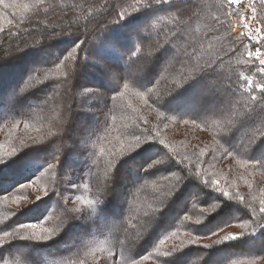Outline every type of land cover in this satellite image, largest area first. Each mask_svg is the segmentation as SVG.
I'll use <instances>...</instances> for the list:
<instances>
[{"label":"snow or ice","instance_id":"obj_1","mask_svg":"<svg viewBox=\"0 0 264 264\" xmlns=\"http://www.w3.org/2000/svg\"><path fill=\"white\" fill-rule=\"evenodd\" d=\"M45 3L46 0H34L33 7L37 13ZM205 3L206 0H136L135 11L138 16L118 11L110 20L105 17L103 20H89L88 23L81 24V17L77 15L68 22L67 28L59 32L46 30L41 33L51 39L67 41L63 47L53 51L41 41H33L27 46L32 52H38L44 62H38L26 71L28 80L17 87L13 96L26 97L30 88L49 80L54 69H68L62 81L38 90L43 95V103L49 106L55 105L60 91L63 92L59 107L62 111L66 109L64 124L71 123L86 134L79 138L78 144L87 155L82 163L81 174L65 175V164L70 160L71 153H64L59 138L75 129L57 127L53 120L52 127L45 136L29 137L27 143L21 142L26 150L18 160L14 159L9 163L0 159V176L6 168L15 166L21 170L20 178L10 187H4L0 182V202L5 205L9 202L18 203L22 198L13 196L10 201L8 193L37 184L47 173L55 172L56 179L52 182L55 184L59 181L66 190L61 191L60 187H54L53 199L45 187L43 196L37 195L35 204L26 211L9 210L10 215L17 219L11 223L0 221V264H10L6 257L16 251L36 254L55 247V242H48L54 241V237L69 221L82 219L92 221V231L84 229L74 244L65 247L64 253L55 264H88L89 258L93 264H144V261L157 256L165 259L157 260L156 264H182L184 257L189 255L185 252L187 246L208 249L212 245H197V242L219 236L226 227H233L236 222L243 229L241 233H225L213 242L214 245H225L220 251L229 253L228 259H232L241 254L230 252L237 244H252L258 235L264 236V198L258 201L257 206L250 203L249 198L239 191H230L233 182L225 180L221 183L216 178L221 174L210 170L214 164L204 159L210 155L215 160L216 151L222 150L223 158H236V163L245 169L241 176L252 175L258 170L264 171V43H261L264 41V18L258 19L256 0H247V3L245 0H218L216 8L224 19H221V15H214L203 32L199 28L193 30L191 24L194 18L200 19ZM0 4L5 8L16 6L15 0L12 4L0 0ZM260 4L264 5V0H260ZM233 6H239L241 10L236 11ZM21 7L27 10L29 6ZM90 7L87 3L73 5V9L80 12ZM108 7L117 8L118 0L108 4ZM162 8L165 9L162 13L175 14L171 19L161 21L159 9ZM101 10H105L103 6L97 9ZM109 15L112 16L111 13ZM233 15L240 27L239 33L235 37L220 35L221 31L231 33L236 29L237 24L227 20V17ZM93 16L92 11H87L85 19ZM145 16L147 19L139 25L145 31L136 35V42L131 46L119 44L117 34L127 32L131 40L138 24L130 25L129 22L136 17ZM249 17L260 26L246 22ZM94 22L98 28L103 25L107 29L109 23L112 25L102 47L90 45L88 41L87 33ZM161 22L171 24L172 28L152 37L151 30L158 28ZM8 23L11 24L12 21L9 20ZM73 26L77 29L76 35L71 31ZM32 27L39 30L40 26L37 23ZM244 29L248 31L245 32ZM0 35L8 38L18 33L9 31L5 34L0 27ZM245 38L247 43L244 42ZM137 43L139 46H136ZM256 44L260 46L257 47ZM112 45L121 48L125 53L127 67H121L119 63L113 65L108 59L104 48ZM250 45L253 47L250 48ZM20 51L23 52L24 49ZM244 51H247V60L242 58ZM138 55L146 58L151 69L149 72L145 73L142 69L133 67ZM89 56L98 58L99 62L90 61ZM238 65H247L249 74L245 75ZM113 67L120 70L113 71ZM85 68L98 71L108 81L107 87L81 83ZM253 73L258 74L256 80L252 78ZM168 76L174 77V87H169L165 95L152 97L155 86ZM130 92L143 100L149 112L155 111L159 116L172 113L187 124L189 119H184V116L188 115L191 123L196 126H199L198 122L202 118L204 124L210 128L223 126L222 134L213 136L215 146L211 154L207 146L191 153H181L174 144L161 138L162 125L152 124L146 117L137 118L136 123L121 132L114 126L115 113L126 112L129 108L135 112L137 109L131 104L122 107L115 101ZM93 104L99 106L103 113L102 120L99 116L92 115ZM177 105L182 107L178 109ZM52 110L55 111V107ZM241 110L244 118L238 120ZM4 119L0 113V124ZM19 123L16 120L13 127H18ZM28 127L25 124V128ZM241 129H244L243 135ZM114 132L117 133L115 139L119 147L113 145L108 151L104 167H101L105 150L101 147L98 153L97 146L105 141L112 143L109 137ZM141 156L146 157L144 162L138 161ZM30 159L39 160L40 164L29 169L26 162ZM126 172L133 178L131 180L134 183L123 194V205L120 204L119 209L112 210L111 205L116 200L106 202L105 194L110 190L115 192L113 181L116 176ZM83 176L88 177V182L83 183L84 188H89V183L95 181L96 194L93 199H85L79 194ZM261 184H264V178L257 182L258 187ZM248 187L251 188L252 185L249 184ZM186 194L192 198L193 207L197 209L195 212L188 210ZM162 196L171 200L169 212L156 217L158 223L153 234L134 253L126 254L134 245L130 246L128 243L129 228L123 226V221L126 220L135 227L132 221L135 219L133 204L136 199L142 197L153 202L161 201ZM177 205L181 206V212L171 216V207ZM125 212L128 216H125ZM145 215L149 213L146 212ZM21 216L25 219H19ZM193 216L197 218L193 220ZM53 217L57 223L52 227H45L46 221ZM116 221L121 223L117 224ZM178 221L181 224L190 222L184 224V234L188 239L182 240L178 245L174 244L170 250L161 251L160 245L165 244L171 236H176V232L170 230ZM121 231L123 238L117 237L115 243L107 238L96 242V236L100 234L107 233L110 237ZM169 232L170 235H167ZM89 236L92 238L89 239ZM149 249L153 251L149 252ZM256 260H264V249L257 253L252 264H256ZM29 264H32L31 260ZM235 264L240 262L236 261Z\"/></svg>","mask_w":264,"mask_h":264},{"label":"trees","instance_id":"obj_2","mask_svg":"<svg viewBox=\"0 0 264 264\" xmlns=\"http://www.w3.org/2000/svg\"><path fill=\"white\" fill-rule=\"evenodd\" d=\"M117 2V0H108V3H105V0H46V3L41 6V10L37 13V10L33 7L34 0H15V7L5 8L4 5L0 4V27L4 29V33L9 31L17 32L18 35H14L8 38H5L4 35H0V101H4L2 104L0 102V113L6 109L5 104L7 103L10 108L8 114H4V122L0 124V159L6 160L11 163L12 160H18L20 156L24 154L26 150L21 142L24 141L27 143L29 137L38 138L45 136L49 128L52 127V121L54 120L57 127H67L72 129V124H64L65 119V110H61L59 105L63 92L60 91V96L57 97L55 105L49 106L43 103V95L38 89L47 87L49 84H54L64 79V74L68 71L66 68L54 69L52 74L49 77V80L44 81L43 84H36L34 88L29 89V93L26 97L16 98L13 96L14 91L17 87L23 84L28 80V76L25 75L26 71L30 69L31 66L37 64L38 62L43 63V58L40 57L38 52H32L33 50L27 46L32 44L33 41H41L45 46H50L53 51L57 48L63 47L67 41L61 42L58 39H51L47 35H37V29L32 27L33 24H39L40 27H47V31H57L59 32L63 28L68 27V22L73 20L75 16H80V23H88L89 20L97 21L103 20L105 17H108L109 20L114 17L115 13L118 11H125L126 14H131L132 16H138L135 9L137 7L136 0H118L117 8H110L108 4ZM218 0H206L205 7L200 13V19L197 20L194 18L191 28L193 30L199 28L201 32L205 30V26L214 15H221L217 10L216 4ZM6 3L12 4L13 0H6ZM87 3L91 7L86 9L84 12H80L78 9H73V5L76 4H85ZM21 5H28L27 10L21 7ZM103 9L97 11V9ZM87 11H92L94 13L93 17L87 16ZM165 9H159L161 12V21L164 19H171V16L175 13H162ZM112 14L110 16L109 14ZM227 17V20L231 23V17ZM147 19V16L141 18L136 17L134 21H130V25H136V32L132 34V39H129V34L127 32H120L117 34L118 43L125 46H131L132 43H135L136 35L141 34L145 31L143 27L139 25L143 23V20ZM221 19L224 17L221 15ZM11 20L12 23L9 24L8 21ZM22 22V23H21ZM234 24V23H233ZM39 27V28H40ZM112 25L109 23L107 29L103 25L99 28L96 26V23H92L89 27L87 37L90 45L94 44L96 47H102L105 37L110 33ZM172 28L171 24L160 23L159 27L152 29V37L163 34L164 32L169 31ZM24 29H27L26 31ZM45 30V31H46ZM73 35L77 34V29L75 26L71 28ZM240 29L237 31H232L227 33L221 31L220 35L233 37L237 36ZM44 32V31H43ZM42 33V32H41ZM65 39H67L65 37ZM19 41V42H18ZM247 43V39L244 40ZM136 46H139L137 43ZM253 47L252 45L249 46ZM24 49V51H20ZM105 54L108 59L112 62L113 65L119 63L121 67H127L125 61L127 56L121 50V48L116 45L108 46L104 48ZM27 52V54H24ZM243 59L247 60V51H244ZM90 61H98V58L89 56ZM67 63V62H66ZM235 63V60L233 61ZM258 64V62H256ZM134 68L142 69L143 72H149V66L147 64L146 58L143 55H138ZM241 70L244 71L245 75L249 74V69L247 65H238ZM113 71H119L120 69L113 67ZM83 76L85 77L84 81L81 83L88 86H100L107 87L108 81L101 76V74L96 71L94 68H85L83 69ZM256 73L252 74L253 80L257 79ZM23 77V79H22ZM172 79L174 77L168 76L164 81H161L155 86L153 92L151 93L152 97L156 95H165L169 87H174L172 84ZM177 83L179 82L178 78ZM35 83V82H33ZM6 102V103H5ZM32 102V107H28V104ZM151 102V101H150ZM116 104L120 106H125L131 104L132 107L136 108L135 112L129 108L126 112H117L116 120L114 121V126L123 132L126 127H131L132 124L137 122V118L146 117L152 124H161L163 131L160 132L161 138H164L166 142H171L181 153H191L193 150H198L199 148H205L211 154L212 148L215 146V141L213 136L217 134H222L223 126L210 128L209 125L204 124L203 118L198 122L199 126L193 125L191 123L190 117L188 115L184 116V119H189V123H183V120L175 116L172 113H165L163 116H159L157 112H149L146 106H144L143 100L135 96L134 93H128L124 98H119L115 101ZM51 105V102H50ZM55 107V111L52 108ZM92 115L99 116L101 120L103 119V113L100 111L99 106L93 104L92 106ZM177 107V106H176ZM4 113V112H3ZM243 111L237 116V119H243ZM19 120V126L13 127L15 121ZM25 124H28L29 127L25 128ZM68 131L64 134L63 137H60L61 145L63 147L64 153H71V157L78 156L76 162H74L71 167L70 160L65 164V175L71 176L74 173L78 172L81 174L83 172L82 163L84 162V157L87 155L85 150L79 149L78 140L81 136L86 135L83 132L79 133L76 138L69 137ZM244 129H241V135H243ZM117 133H113L112 137H109V140L112 143L107 141L103 142L101 145L97 146V152L99 153L100 148H104V153L101 159V167H104L108 159V151L116 145L119 147L118 142L116 141ZM128 139H131L130 137ZM15 149V152H13ZM216 159L212 160L211 156L204 157L205 160H209L210 164H214V167H211L210 170L213 173H220V176H217V179L221 180V183H224L225 180H231L233 182V187L230 188V191H239L242 195H245L249 198V202L258 206V201L264 198V184L257 186V182L264 178V171H256L252 175L245 174L241 176V173L245 172V169L241 168L238 163H236V158H223L222 150H218L215 153ZM70 157V158H71ZM195 159V157H190ZM146 160L145 156L138 158L139 162H144ZM40 164L39 160L30 159L26 162L27 168H35ZM232 171L229 172L228 170ZM248 172H251V169H248ZM21 176V170L18 167L6 168L0 176V182L3 183L4 187H10ZM125 179H133L127 172L122 173L116 176L113 181V188L115 192L111 190L105 194L106 202L108 200H116L115 203L111 205L112 210H117L121 207L122 202L116 199L117 190L115 182L121 177ZM56 179V173H47L45 174L37 184L32 185L29 188L21 189L17 188L12 192L8 193L9 200L11 201L13 196H21L22 198L18 203L9 202L7 205L0 202V221H5V223H11L17 218L10 215L9 210L14 212H24L29 207L35 204V197L37 195L43 196V191L45 187L48 188L50 196L55 199L52 189L54 187H60L61 191H66L63 188L62 183L57 181L53 183L52 181ZM88 182V177H81V190L80 195L85 199H93L96 194L95 181L89 183V188H84L83 183ZM174 179L172 183H174ZM168 183V182H164ZM251 184L252 187L249 188L248 185ZM127 191L123 192L126 193ZM179 195V193L177 194ZM187 198V194L185 199ZM255 198V199H253ZM175 199V197H172ZM187 208L190 212H195L197 209L193 207L192 198H187ZM79 204V202H77ZM121 204V205H120ZM171 206V200L166 197H161V201L149 202L144 200L142 197H138L133 204V215L135 219L132 221V224L135 227H132L128 221H123V226L129 228V240L128 243L130 246L134 245L131 248L130 252L126 254L134 253L140 245H142L148 237H150L153 232L156 230L158 220L156 217L163 215L166 212H169ZM207 207L206 205H202ZM51 211V208H49ZM149 215H145V213ZM181 212V206L177 205L171 207L170 215L175 216L177 213ZM125 216H128V213L125 212ZM193 220L197 217L193 216ZM210 218V217H209ZM19 219L24 220L25 217L21 216ZM57 223L55 217L49 219L45 223V227H52ZM121 222L117 223L120 224ZM184 224H190V222H184ZM184 224H181L179 221L176 226L173 227L170 231L176 232V236H171L163 245H160V250H170L174 244L178 245L182 240L188 239L184 234ZM84 229H88L89 232L92 231V221L88 219H82L79 221H69L66 226L59 232V234L54 237V241H49V244L55 242V247L51 249H45L36 254L24 253L21 251L14 252L11 256H7L6 259L9 260L10 264H29V260L32 261V264H55V261L64 253L65 245L68 243H75L78 238H75L76 235L82 234ZM243 231L236 222H234L233 227H226L224 232H221L219 236H211L210 239H202L197 242V245H212L208 249L197 246H187L185 252H188L189 255L185 256L182 264H209L211 259L215 256H226L220 263L213 264H235L236 261H239L240 264H252V261L255 260L257 253L264 249V236H257L254 239L252 244L239 243L237 246L230 250V252L241 253L228 259L229 253L220 251L224 248L225 245H214V241L218 240L220 236H223L225 233H236L239 234ZM170 235L169 233H166ZM123 238V233L117 232L112 236H108L107 233L100 234L96 236V242L105 240L106 238L111 240L112 243H115L116 238ZM92 237L89 236V239ZM24 243V242H18ZM159 243V241H157ZM71 246V245H70ZM107 247V245H105ZM253 246V247H252ZM119 248L117 247V251ZM153 249H149V252H152ZM107 254L106 252L104 253ZM148 254V253H145ZM99 255V253H98ZM45 259V261H43ZM165 257L157 256L154 259L150 258L147 261H144V264H156L157 260H163ZM88 264H93L91 258H89ZM256 264H264V260H256Z\"/></svg>","mask_w":264,"mask_h":264},{"label":"rangeland","instance_id":"obj_3","mask_svg":"<svg viewBox=\"0 0 264 264\" xmlns=\"http://www.w3.org/2000/svg\"><path fill=\"white\" fill-rule=\"evenodd\" d=\"M47 29V27H40L39 28V30H37L36 31V33H37V35L39 36L40 34H41V32H43V31H45ZM33 66H31L30 68H32ZM149 68V70L148 71H150L151 69H150V66L148 67ZM85 80V77L83 76V78H82V80L81 81H84ZM1 102V104L4 102V101H0ZM6 103V102H5ZM32 102H30L29 104H28V107H32ZM5 107H6V109H4L3 110V112H2V114H3V116H4V114H8L9 113V109L8 108H10V110H11V107H10V103H9V105L6 103L5 104ZM182 107V105H177V108L179 109V108H181ZM72 129H75V131H71L70 133H69V137H71V138H76V136L79 134V133H82V130L80 129V128H78V127H76V126H74V125H72ZM85 134V133H84ZM79 149H82V147L81 146H79ZM77 158H78V156H75V157H71L70 158V163H71V167L73 166V164H74V162H76V160H77ZM73 175H79V173L78 172H76V173H74ZM132 183H134V181H132L130 178H128V179H125L123 176L121 177V178H119L118 180H116V182H115V185H116V190H117V196H116V199L117 200H119L120 202H122V204H123V195H122V193L123 192H125V191H128L129 190V185L130 184H132ZM187 198L189 199L190 197H188L187 196ZM186 198V199H187ZM4 223H5V221H3ZM111 222V221H110ZM120 221H116L115 223H119ZM78 237H80V235H76L75 236V238H78ZM72 244H74V243H68V244H66L65 246H70V245H72ZM253 247V246H252ZM225 257L226 256H215L213 259H211V261H210V263L209 264H213V263H220V262H222L223 261V259H225ZM43 261H45V259H43Z\"/></svg>","mask_w":264,"mask_h":264},{"label":"built area","instance_id":"obj_4","mask_svg":"<svg viewBox=\"0 0 264 264\" xmlns=\"http://www.w3.org/2000/svg\"><path fill=\"white\" fill-rule=\"evenodd\" d=\"M245 3H247V0H245ZM256 4H257V16H258V19H260V18H264V5H261V4H260V0H256ZM233 8H234L236 11H240V10H241L239 6H233ZM250 11H251V10L249 9L248 12L250 13ZM231 20L233 21L234 24H237V27H236V29H235L234 31L239 30L240 27H239V25H238V23H237L236 17H235V16H234V17H231ZM246 22H248L250 25H252V24H256V26H260L259 24H257L256 21L252 20L250 17H249V19H248ZM244 31L247 32L248 29H244ZM257 39H258V40L260 39V36H259V35L257 36ZM261 43H264V41H261ZM252 46H253V45H252ZM255 46L258 47V46H260V45H259V44H256ZM257 62H258V61H257Z\"/></svg>","mask_w":264,"mask_h":264}]
</instances>
